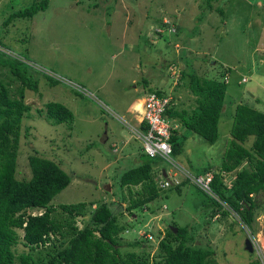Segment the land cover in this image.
<instances>
[{
    "label": "rangeland",
    "instance_id": "374dc122",
    "mask_svg": "<svg viewBox=\"0 0 264 264\" xmlns=\"http://www.w3.org/2000/svg\"><path fill=\"white\" fill-rule=\"evenodd\" d=\"M34 1L39 2L0 0V50L23 60L35 73L31 78H39L37 91L22 87L23 101L31 109L22 121L15 177H29L27 156L32 149L55 161L70 177L67 186L51 199L56 214L60 204L85 203L84 215L76 222L80 228L99 203H106L120 222L131 227L120 233L122 241L144 240L142 249L155 254L154 259L158 238L168 225L187 226L186 236H192L198 246L209 245L218 264H248L255 259L243 248L250 234L261 239L264 255V195L259 196L250 233L240 227L232 211L210 216L209 201L191 184H184L178 192L173 187L157 188L158 196L141 209H133L134 216L124 209L125 203L117 201L119 174L133 166L134 158H145L140 141L123 126L139 122L137 105L144 85L138 81L142 76L153 89L170 93L178 102L176 109L189 110L194 95L186 86L187 77L177 84L181 70L199 78L220 79L226 71L225 108L229 105L232 112L236 103L245 101L264 110V0H214L211 11L205 9L204 0H46L31 17L13 18L2 25L11 12ZM159 20L169 23L170 31L178 30L176 34L154 35L161 28ZM19 87L12 80L11 93ZM133 99L134 104L126 109ZM47 101H57L70 110L69 126L49 123L42 113L37 115L34 109L43 108ZM24 127L28 128L26 136ZM231 127L232 116L221 114L217 139L208 144L177 124V139L182 134L186 138L177 155L169 154L181 164L174 176H183L184 168L193 174L205 165L211 166L208 171L216 169L230 142ZM102 132L103 142L99 140ZM150 159L153 168L168 171L171 167L164 158ZM232 176L228 174V179ZM161 177L157 174L153 179ZM122 195L128 194L123 190ZM42 211L28 209L30 214ZM146 233L151 239L146 240ZM18 250L25 248L18 246ZM140 250L134 248L137 253Z\"/></svg>",
    "mask_w": 264,
    "mask_h": 264
},
{
    "label": "trees",
    "instance_id": "16d2710c",
    "mask_svg": "<svg viewBox=\"0 0 264 264\" xmlns=\"http://www.w3.org/2000/svg\"><path fill=\"white\" fill-rule=\"evenodd\" d=\"M204 1L205 9L211 11L210 3L214 0ZM45 3L46 0L34 1L27 7L11 12L2 25L6 26L13 18L31 17ZM159 23L161 28L156 29L154 35L162 33L170 36L178 31H170L167 22ZM0 48H3L1 44ZM28 68L30 66L23 60L0 50V264H218L209 245L198 246L192 236H186L187 226H175L174 233L166 228L163 238L158 242L157 258L154 259L155 254L148 255L142 249L144 240L134 238L122 241L120 233L131 227L120 222L103 202L92 210L87 222L78 228L76 222L79 216L84 215L85 203L60 204L57 206L60 213L56 214L55 207L50 204L51 199L67 186L70 177L58 163L40 156L34 149L27 156L29 177H15L22 121L30 115L31 109V105L23 101L22 87L37 91L39 80L38 77L31 78L35 73H31ZM225 75L226 71L221 79L199 78L196 74L181 70L177 84L187 77L186 86L194 95V106L189 110L176 109L178 102L174 97L159 87L153 89L144 76L138 83L144 85L143 94L153 92L158 97H170L165 105L164 117L170 124L166 141L172 155L181 151L186 134L177 139V125L171 122V118L176 119L187 133H193L205 143L213 144L218 136L217 124L221 114L226 112V115L232 116L230 142L222 153L219 166L210 171L212 178L209 188L214 197L192 185L209 201L207 208L210 216L217 213L224 216L232 211L238 217L237 222L249 227L254 210L259 206V196L264 195V110L253 108L245 101L236 103L232 112L229 111V105L225 108ZM15 79L20 87L11 93L10 84ZM56 81L53 79L51 83L55 84ZM43 108L34 110L38 116L42 113L49 123L70 125L72 113L62 103L47 101ZM138 127L141 131L146 129L143 122ZM27 130L24 127V136ZM249 138L250 144L245 146ZM140 153L145 158L133 160V166L123 170L117 182L120 189L117 201L125 203L124 209L132 216L133 209H141L160 192L153 178L157 174L161 176L162 172L151 166V159L146 153ZM210 168V165L202 166L198 173ZM228 174L233 175L230 180ZM182 185L174 189L178 192ZM123 190L127 192V197L122 195ZM220 202L229 210L222 208ZM29 208H42L43 211L30 214ZM122 245L128 249L121 250ZM18 246L25 250L19 251ZM137 247L141 248L139 253L134 251ZM248 264L259 262L253 259Z\"/></svg>",
    "mask_w": 264,
    "mask_h": 264
},
{
    "label": "built area",
    "instance_id": "2783aa9c",
    "mask_svg": "<svg viewBox=\"0 0 264 264\" xmlns=\"http://www.w3.org/2000/svg\"><path fill=\"white\" fill-rule=\"evenodd\" d=\"M169 96H156L153 92H146L141 103H139L138 121L143 122L146 129L141 131L134 128L129 124H125L128 129L139 138L142 142L144 152L149 155H158L160 158L168 160V162L174 167L179 168V165L174 163L169 158L170 147L166 141L169 138L170 124L164 117L165 105L169 100ZM184 176L193 184L198 186L201 190L211 195L209 183L211 180V173L205 172L203 174L193 175L188 171H185ZM176 182V181H175ZM169 182L165 181L163 185H168ZM254 251L261 264H264V255L262 254V244L255 238L252 241Z\"/></svg>",
    "mask_w": 264,
    "mask_h": 264
},
{
    "label": "clouds",
    "instance_id": "9594fccd",
    "mask_svg": "<svg viewBox=\"0 0 264 264\" xmlns=\"http://www.w3.org/2000/svg\"><path fill=\"white\" fill-rule=\"evenodd\" d=\"M135 99H141V98H139V97H137V98H135ZM135 99H133V101L132 102H134V100ZM132 104H134V103H132ZM139 109V104L137 105V110ZM137 113H138V111H137ZM117 118L119 119L120 118V116L118 117L117 116ZM120 120V119H119ZM121 121V120H120ZM122 122V121H121ZM123 123V122H122ZM126 124V123H125ZM124 123H123V126H125L126 128H127V130L131 133V131L128 129V127L125 125ZM138 125H139V122H134V123H132L131 124V126H133L134 128L136 127L137 129H139V127H138ZM177 125V124H176ZM131 135H132V137H134L135 139H137V140H139L140 141V145H141V148H142V151H143V153H145L144 152V150H143V147H142V142H141V140L139 139V138H137L134 134H132L131 133ZM170 147V146H169ZM169 154H170V151H169ZM154 156H158V155H152V156H149L148 155V157L149 158H151V157H154ZM159 157V156H158ZM169 158L174 162V163H176V164H178L179 166L181 165L180 163H178L177 161H175L171 156H169ZM170 168L168 169V171H165L164 169H160V171L162 172V177L161 178H163L162 180L160 179V180H158V181H155V185H156V187L158 188V189H162V188H169V187H175V186H179L181 183H183V185L184 184H193L192 182H190L184 175L183 176H181L180 178H178V177H176V176H174V167L170 164ZM185 170L184 171H188L186 168H184ZM179 171V170H178ZM178 171H176V172H178ZM189 172V171H188ZM205 172H209V173H211L210 171H205ZM205 172H203V173H205ZM191 173V172H190ZM203 173H198V174H203ZM192 174V173H191ZM198 174H193V175H198ZM211 175H212V173H211ZM212 178V177H211ZM165 181H167V182H169V184L168 185H163V183L165 182ZM172 181H176L175 183H172ZM184 181H187L188 183H186V182H184ZM183 185L182 186H180V188L181 187H183ZM195 185V184H194ZM160 191V190H159ZM203 191V190H202ZM205 192V191H204ZM211 192V191H210ZM206 194H208L207 192H205ZM210 195V194H209ZM211 197L213 196L214 197V195L211 193V195H210ZM155 199V198H154ZM150 202V201H149ZM148 202V203H149ZM221 204H222V208H224V209H227V210H229L228 209V207L224 204V203H222V202H220ZM147 204V203H146ZM233 213V212H232ZM234 215V214H233ZM239 224H240V227H244L245 229H246V232H248V233H250V231H249V229H248V227L246 226V225H244L243 223H240L239 222ZM172 228H175V226H171V228H170V225H168V227H167V229H169V230H171L172 231ZM175 230H176V228H175ZM173 233L175 232V231H172ZM145 233V232H144ZM158 233V232H157ZM144 236L146 237V240H149V239H151V237H152V235L151 234H149V233H146V234H144ZM163 236H164V232H163ZM163 236H160L159 238H158V242H159V240L160 239H162L163 238ZM245 238H247L248 240H249V243H250V246H251V252H248V251H246L245 249V251L247 252V253H249V254H251V255H253V257H255V260H257L258 262H259V264H261L260 263V261H259V259H258V257H257V255H256V253H255V251H254V248H253V245H252V241L255 239V238H257L258 239V241L262 244V242H261V239L260 238H258V237H256L254 234H250V236H246ZM245 238H244V240H245ZM158 242H157V244H158ZM262 246H263V244H262ZM243 248H244V241H243ZM262 254H263V247H262Z\"/></svg>",
    "mask_w": 264,
    "mask_h": 264
},
{
    "label": "water",
    "instance_id": "95a60500",
    "mask_svg": "<svg viewBox=\"0 0 264 264\" xmlns=\"http://www.w3.org/2000/svg\"><path fill=\"white\" fill-rule=\"evenodd\" d=\"M105 139H106L105 138V132H102L99 140L101 142H103ZM172 231H175V228H172ZM244 249L248 252H251V246H250L249 240L247 238H245V240H244Z\"/></svg>",
    "mask_w": 264,
    "mask_h": 264
},
{
    "label": "crops",
    "instance_id": "0c3cea01",
    "mask_svg": "<svg viewBox=\"0 0 264 264\" xmlns=\"http://www.w3.org/2000/svg\"><path fill=\"white\" fill-rule=\"evenodd\" d=\"M132 101H133V100H132ZM132 101H130V102L127 104L128 106H127L126 109H129V108L131 107V105H133V104H132ZM133 160H134V161H137V160H139V158L137 159V157H136V158H134ZM133 160H132V161H133Z\"/></svg>",
    "mask_w": 264,
    "mask_h": 264
}]
</instances>
